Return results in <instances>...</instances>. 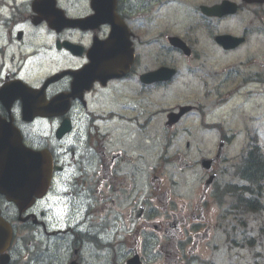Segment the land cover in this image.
Returning a JSON list of instances; mask_svg holds the SVG:
<instances>
[{
    "label": "flooded vegetation",
    "instance_id": "af4514ba",
    "mask_svg": "<svg viewBox=\"0 0 264 264\" xmlns=\"http://www.w3.org/2000/svg\"><path fill=\"white\" fill-rule=\"evenodd\" d=\"M114 1L135 55L127 72L103 82L97 74L102 68L90 65L110 61H89L87 53L96 38L108 37L110 25L64 26L63 20L55 22L60 14L54 18L52 2L65 17L76 19L96 11L109 13L104 0H0V116L10 113L22 145L47 150L53 165L62 168L54 172L46 198L20 217L15 206L0 197L13 229L7 264H113V259L119 264L118 257L100 262L103 252L131 253L127 259L137 253L141 264H189L185 258L198 257L199 248L210 241L204 193L189 206L170 197L177 170L189 165L184 162L190 157L199 106L194 102L180 117H170L165 114L166 98L200 93L198 75L184 76L177 58L202 61L203 51L210 50L230 61L242 51V43L226 50L216 43V35L246 39L242 13L249 8L259 18L264 4L227 0L236 3V13L216 19L203 10L225 0ZM153 14L160 20L158 33L152 42L142 40L136 32L145 22L151 24ZM231 18H238V25L229 24ZM224 22L228 24L220 30ZM256 29L264 37L261 28ZM172 37L190 50L189 58L171 45ZM72 43L76 47L71 48ZM140 48L148 50L140 55ZM164 67L175 68L176 78L142 81V75L152 76ZM234 76L230 72V81ZM222 85L203 84V94L213 96ZM182 137L185 144L178 149ZM138 177H144L146 185L140 190ZM50 193L65 200L67 211L54 227H48L47 212L41 208ZM21 245L28 258L20 256Z\"/></svg>",
    "mask_w": 264,
    "mask_h": 264
},
{
    "label": "rangeland",
    "instance_id": "374dc122",
    "mask_svg": "<svg viewBox=\"0 0 264 264\" xmlns=\"http://www.w3.org/2000/svg\"><path fill=\"white\" fill-rule=\"evenodd\" d=\"M253 21V17L248 13L245 18L246 25H253ZM244 51L242 50V55ZM205 64L209 70H218L222 67L223 61H205ZM247 71V67L242 66V75ZM210 102L212 104L216 100L212 98ZM224 106L223 113L229 114L226 120V127H232L230 129L231 132L234 133L237 131L239 135L233 146L226 152L229 162L224 166L226 172L219 179L222 183L235 180L234 173H232L233 167L240 160V152L246 144L247 134L256 133L259 137L260 144L264 148V86H242V95L231 98ZM178 190L184 193L186 192L185 188ZM190 197V193H187L182 198L186 200ZM246 220L248 224L246 228L240 225L238 219H234L231 216L228 220L226 219L224 221V228L217 232L219 237L217 247H220V250L215 256L216 264H253L256 253H260L263 256V259L258 264H264V239L260 234V230H264V223L253 216H248ZM224 230L230 237L236 235V238L239 240L243 237V234L242 237L240 236L241 231L242 233L245 231V233L255 237L259 243L253 247L244 246L242 249L236 250L231 248L229 250L230 246H228V240L225 237Z\"/></svg>",
    "mask_w": 264,
    "mask_h": 264
},
{
    "label": "trees",
    "instance_id": "16d2710c",
    "mask_svg": "<svg viewBox=\"0 0 264 264\" xmlns=\"http://www.w3.org/2000/svg\"><path fill=\"white\" fill-rule=\"evenodd\" d=\"M239 181L230 183L221 192L220 204L227 211L257 213L264 210V157L255 143H250L242 155V165L236 171Z\"/></svg>",
    "mask_w": 264,
    "mask_h": 264
},
{
    "label": "water",
    "instance_id": "95a60500",
    "mask_svg": "<svg viewBox=\"0 0 264 264\" xmlns=\"http://www.w3.org/2000/svg\"><path fill=\"white\" fill-rule=\"evenodd\" d=\"M12 161H15L17 166L12 171L11 176L7 175L5 177L6 178L5 184L7 187L10 186L11 190H14V189L15 190H25L28 188L27 173L20 171L21 162L15 156L12 157ZM34 161L36 162V157L34 158ZM8 164L9 162L6 161V165ZM26 167L29 171L36 169V166L32 165L31 163H27ZM44 176H45L44 168L42 167L41 162H39V171H38L37 178L38 180H42Z\"/></svg>",
    "mask_w": 264,
    "mask_h": 264
},
{
    "label": "snow or ice",
    "instance_id": "6c2138e0",
    "mask_svg": "<svg viewBox=\"0 0 264 264\" xmlns=\"http://www.w3.org/2000/svg\"><path fill=\"white\" fill-rule=\"evenodd\" d=\"M63 213H61L60 215H62Z\"/></svg>",
    "mask_w": 264,
    "mask_h": 264
}]
</instances>
